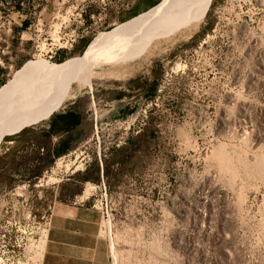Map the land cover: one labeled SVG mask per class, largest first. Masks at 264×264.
Returning a JSON list of instances; mask_svg holds the SVG:
<instances>
[{
	"label": "rangeland",
	"instance_id": "obj_1",
	"mask_svg": "<svg viewBox=\"0 0 264 264\" xmlns=\"http://www.w3.org/2000/svg\"><path fill=\"white\" fill-rule=\"evenodd\" d=\"M160 1H25L24 56L0 88L34 58L78 61L100 33ZM0 11L7 26L10 8ZM18 48L11 43L7 56ZM94 75L25 127L79 101L84 121L71 134L83 140L71 152L41 175L27 165L34 154L0 153V168L14 159L0 169V264H44L68 179L102 212L115 264H264V0H213L198 26L154 39L131 61L98 65Z\"/></svg>",
	"mask_w": 264,
	"mask_h": 264
},
{
	"label": "bare ground",
	"instance_id": "obj_2",
	"mask_svg": "<svg viewBox=\"0 0 264 264\" xmlns=\"http://www.w3.org/2000/svg\"><path fill=\"white\" fill-rule=\"evenodd\" d=\"M212 1L161 0L141 15L100 33L78 61L56 63L45 57L27 61L0 88V145L6 136L52 114L68 94L75 97L74 86L88 84L98 65L131 61L154 39L198 26Z\"/></svg>",
	"mask_w": 264,
	"mask_h": 264
},
{
	"label": "crops",
	"instance_id": "obj_3",
	"mask_svg": "<svg viewBox=\"0 0 264 264\" xmlns=\"http://www.w3.org/2000/svg\"><path fill=\"white\" fill-rule=\"evenodd\" d=\"M4 5L10 8L11 13L7 26L5 22H0V50L9 49L14 42H18L22 48H18L14 56H7L8 51L1 54L3 62L0 64V84L5 79L6 69L12 68L18 58L24 56L19 51L26 49L24 27L29 25L31 20L24 8L16 5L15 0H0V6ZM17 34L22 35L18 37ZM119 88L122 90L123 98H126L128 91L126 84L122 83ZM123 98L118 100L121 101ZM88 108H93V104ZM84 113L85 109L80 107L79 101H73L48 117L46 121H41L43 123L39 122L41 124L37 123L39 125L36 124L37 126L31 129L25 128L15 134L13 139L1 145L2 148L0 146V153L3 151L4 155H10L15 152V156L17 153L26 152L34 154V158L27 165L43 172L49 169L50 161L56 156V150H59L60 154L71 152L79 141L83 140V137L78 140L71 136L72 130L78 125L74 128L69 127L67 116L70 114L80 116L82 124ZM13 160L7 161L0 169L8 167ZM78 183L84 188L85 184ZM77 186L71 179L59 186V198L54 205L47 230L44 264H115L114 244L101 228L102 212L93 204L90 197L85 199L80 197Z\"/></svg>",
	"mask_w": 264,
	"mask_h": 264
},
{
	"label": "trees",
	"instance_id": "obj_4",
	"mask_svg": "<svg viewBox=\"0 0 264 264\" xmlns=\"http://www.w3.org/2000/svg\"><path fill=\"white\" fill-rule=\"evenodd\" d=\"M86 46H87V44H86ZM86 46H84V47H86ZM85 49V48H84ZM150 88L152 89H150V91L149 92H151V93H149L150 95L151 94H153L155 91H156V89H157V87L155 86V84H153V85H151L150 86ZM149 90V89H148ZM67 119H68V125H69V127H71V128H74L76 125H80V122H81V117L80 116H78V115H72V114H70L69 116H67ZM72 136V135H71ZM131 144H132V141H131V139H129L128 141H127V144H125V145H123V146H121L118 150L119 151H121V152H126V151H128L129 149H130V147H131ZM63 149H66V148H63ZM70 151H68V152H66V153H63V154H60V151L58 150H56V156L50 161V165H52L55 161H56V159L57 158H59L60 156H63V155H65V154H68ZM121 160L122 159H118V160H113V163L114 162H117V163H119V162H121ZM110 164H112V163H110L109 162V160H107V159H105L104 161H103V166H104V174L108 177V174H109V167H110ZM96 170L97 171H99V167H97L96 168ZM38 173H37V175H41V173H42V171H37ZM81 179L82 180H89L90 179V177L87 175V174H83L82 176H81ZM98 179V178H97ZM99 180V179H98Z\"/></svg>",
	"mask_w": 264,
	"mask_h": 264
},
{
	"label": "built area",
	"instance_id": "obj_5",
	"mask_svg": "<svg viewBox=\"0 0 264 264\" xmlns=\"http://www.w3.org/2000/svg\"><path fill=\"white\" fill-rule=\"evenodd\" d=\"M25 1H28V3H30V1L32 2V5L34 4L35 0H15L16 5H19L23 8V6H25ZM76 37H73L72 41H71V45L73 44V42H75ZM6 50L5 49H1L0 50V64L3 62V58L1 57V54H5Z\"/></svg>",
	"mask_w": 264,
	"mask_h": 264
}]
</instances>
